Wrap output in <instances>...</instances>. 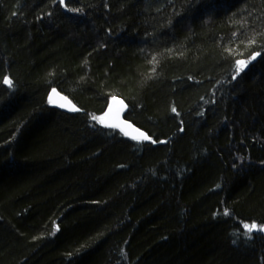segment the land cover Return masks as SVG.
I'll use <instances>...</instances> for the list:
<instances>
[{
	"label": "trees",
	"instance_id": "obj_1",
	"mask_svg": "<svg viewBox=\"0 0 264 264\" xmlns=\"http://www.w3.org/2000/svg\"><path fill=\"white\" fill-rule=\"evenodd\" d=\"M114 96L156 143L91 119ZM252 222L264 0H0V264H264Z\"/></svg>",
	"mask_w": 264,
	"mask_h": 264
},
{
	"label": "water",
	"instance_id": "obj_2",
	"mask_svg": "<svg viewBox=\"0 0 264 264\" xmlns=\"http://www.w3.org/2000/svg\"><path fill=\"white\" fill-rule=\"evenodd\" d=\"M245 68L246 67H244V69ZM114 97H116V100L113 101L111 98L106 110L103 113V117H104L103 124L104 125L119 124V128L117 129H119L124 134L127 133V135L125 136H127L130 139H132L131 137L139 136L140 133H144L148 135L147 132H145L143 129L139 128L132 121L126 118V115L129 111L128 103L121 97H117V96H114ZM121 101H123V104L120 103ZM49 104L53 108L59 109L67 113H77L76 111H70L69 109L72 107L79 108L66 94L62 93L58 89L56 93L52 94V102ZM61 104L66 105V107L64 108L59 107V105ZM124 105H127V108H125ZM109 107L111 108V111H109ZM105 113H107V115H105ZM147 142H150V141H147Z\"/></svg>",
	"mask_w": 264,
	"mask_h": 264
},
{
	"label": "snow or ice",
	"instance_id": "obj_3",
	"mask_svg": "<svg viewBox=\"0 0 264 264\" xmlns=\"http://www.w3.org/2000/svg\"><path fill=\"white\" fill-rule=\"evenodd\" d=\"M60 4L63 5L64 4V0H60ZM72 11H79L78 9H72ZM251 43H255V41H251ZM260 53L259 52H256L254 53L251 57H250V60H254L257 56H259ZM248 63V61H245V60H237L235 62V64L238 66L236 68V75H234L232 78L235 79L236 76L239 75L240 71L243 70V66H246V64ZM2 83L4 85H8L9 87L12 86V81L9 79V77L7 76H4L3 77V80H2ZM57 92V89L56 88H52L51 89V92L49 93L48 95V100H49V103L52 102V94L56 93ZM112 100L115 101L116 100V97H112ZM121 104H123V101L120 102ZM59 107L61 108H64L66 107V105L64 104H61L59 105ZM125 108H127V105H124ZM70 111H81V109L79 108H76V107H72L69 109ZM109 111H111V108L109 107ZM172 112H176V108L173 107L172 108ZM105 115H107V113H105ZM92 120H98L100 123H103V119L104 117H96V116H92L91 117ZM106 127H111L113 129H116V128H119V124H111V125H105ZM125 135H127V133H125ZM132 139L134 140H145V141H151L152 143H156L155 140H152V138L144 133H140L139 136H134V137H131ZM219 187V186H217ZM224 215H229V212L227 209L224 210ZM243 228L245 229V235H249L250 233H252L253 231H264V224H261V225H257L255 222H252L251 224L249 223H244L243 224ZM58 230V226L56 228H54L53 230V234L55 233V231Z\"/></svg>",
	"mask_w": 264,
	"mask_h": 264
}]
</instances>
